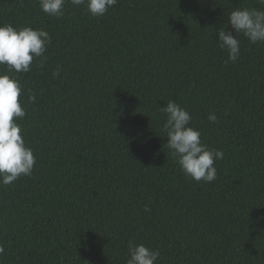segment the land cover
<instances>
[{
    "label": "trees",
    "instance_id": "trees-1",
    "mask_svg": "<svg viewBox=\"0 0 264 264\" xmlns=\"http://www.w3.org/2000/svg\"><path fill=\"white\" fill-rule=\"evenodd\" d=\"M237 7L264 9L118 0L93 17L67 0L56 18L39 0H0V26L52 38L46 60L13 73L36 164L0 185V264H127L129 241L158 250L156 264H264V42L240 34V57L226 62L217 41ZM169 100L224 153L213 182L172 157L160 111Z\"/></svg>",
    "mask_w": 264,
    "mask_h": 264
},
{
    "label": "clouds",
    "instance_id": "clouds-1",
    "mask_svg": "<svg viewBox=\"0 0 264 264\" xmlns=\"http://www.w3.org/2000/svg\"><path fill=\"white\" fill-rule=\"evenodd\" d=\"M67 0H39L41 10L49 16L62 18ZM73 6L84 5L93 17H101L114 7L118 0H70ZM264 5V0H257ZM230 27H222L218 32V43L228 53V61L236 62L240 57V34L250 44L264 42V9L234 8L228 17ZM231 29V30H229ZM233 31L235 35H233ZM52 43L50 34L44 29L30 26L14 28L7 24L0 26V65H6L8 72H0V185L7 186L21 176H31L36 157L31 147L26 145L22 135V126L17 123L26 115L20 97L23 86L13 73H27L34 59H47L45 53ZM52 75H60L59 67ZM36 96H29V102L35 103ZM165 114L164 129L168 137L167 147L185 176L196 182H213L217 178L214 162L222 160L221 150L209 149L201 141L199 130L190 126L192 116L179 103L169 100L160 107ZM210 122H217V116L210 113ZM150 208L145 206V212ZM0 245V254L4 253ZM129 259L127 264H156L160 257L158 250L144 244L129 241Z\"/></svg>",
    "mask_w": 264,
    "mask_h": 264
}]
</instances>
